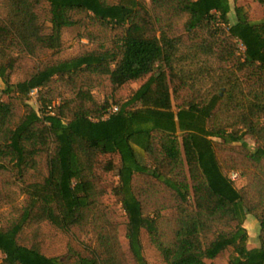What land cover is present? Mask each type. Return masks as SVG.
<instances>
[{"label":"trees","instance_id":"trees-1","mask_svg":"<svg viewBox=\"0 0 264 264\" xmlns=\"http://www.w3.org/2000/svg\"><path fill=\"white\" fill-rule=\"evenodd\" d=\"M232 9L0 0V264H151L146 239L165 264H264V17ZM68 27L88 41L64 55Z\"/></svg>","mask_w":264,"mask_h":264},{"label":"rangeland","instance_id":"rangeland-1","mask_svg":"<svg viewBox=\"0 0 264 264\" xmlns=\"http://www.w3.org/2000/svg\"><path fill=\"white\" fill-rule=\"evenodd\" d=\"M233 9L231 11V17L233 20L236 18V11H235V6L236 5H244L247 10L249 11L252 19L254 20H259L264 17V5H262L258 0H231ZM185 17L177 19L178 22H183ZM63 36L65 40V46L64 50L62 53L64 55H70L76 51L79 50V48L82 45L83 41H88L87 38H81V32L79 27H68L65 28L63 31ZM240 50L242 48L239 46ZM107 80L104 79L103 84L97 86L95 88V93L99 98H103L107 91H109V87L106 85ZM143 80L133 82L132 85L137 87L139 86ZM31 101L33 103L34 99L32 95L30 94ZM250 142L254 143L253 139L250 138ZM221 160L223 161V165L226 169V171L230 174V177L235 181V184L237 186H242L248 181L247 175L242 173L241 170H238L237 168L232 167V158L230 155L225 154V153H220ZM140 158L145 161V157L140 155ZM117 177V176H116ZM106 200L113 204L116 209L118 216L121 220L125 219V211L121 206V203H119V200L117 196H115L112 193H107L106 194ZM245 225L247 226L250 234H251V239L249 245L255 246L258 244V235L260 232V223L257 220L256 216L253 214H247V219L245 222ZM120 232H121V237L122 240L126 243L127 238L125 236V225L122 224L120 226ZM66 238H62L61 240L55 242L52 246V250L56 253H61L66 250L67 244H66ZM145 252L146 255L150 261L151 264H165L163 260L161 259L159 252L155 249L154 246H152L148 240H145ZM230 250L225 251L222 253L220 256L214 259H209L208 264H228L229 256H230Z\"/></svg>","mask_w":264,"mask_h":264},{"label":"built area","instance_id":"built-area-1","mask_svg":"<svg viewBox=\"0 0 264 264\" xmlns=\"http://www.w3.org/2000/svg\"><path fill=\"white\" fill-rule=\"evenodd\" d=\"M238 45L242 48V50H245V44L243 42L242 39H238ZM30 94L32 95L33 99H34V102L35 104H40V101H39V88L35 87L31 90ZM118 107L115 106L113 108V110H116Z\"/></svg>","mask_w":264,"mask_h":264}]
</instances>
